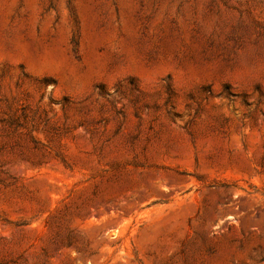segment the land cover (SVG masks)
<instances>
[{
    "label": "rangeland",
    "instance_id": "374dc122",
    "mask_svg": "<svg viewBox=\"0 0 264 264\" xmlns=\"http://www.w3.org/2000/svg\"><path fill=\"white\" fill-rule=\"evenodd\" d=\"M0 264H264V0H0Z\"/></svg>",
    "mask_w": 264,
    "mask_h": 264
}]
</instances>
